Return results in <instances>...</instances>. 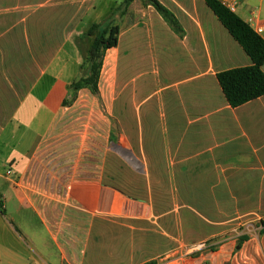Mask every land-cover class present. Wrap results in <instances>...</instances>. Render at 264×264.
<instances>
[{
  "label": "crops",
  "instance_id": "0c3cea01",
  "mask_svg": "<svg viewBox=\"0 0 264 264\" xmlns=\"http://www.w3.org/2000/svg\"><path fill=\"white\" fill-rule=\"evenodd\" d=\"M157 1L182 37L143 6L148 22L105 54L114 63L147 25L135 82L119 89L101 71L98 94L67 106V42L27 26L15 56L9 35L22 30L0 26V264H264V97L231 108L216 80L251 61L203 0ZM235 15L264 25V0H239ZM159 33L180 53L177 76H160ZM162 188L174 197L157 205ZM204 242L215 251L188 255Z\"/></svg>",
  "mask_w": 264,
  "mask_h": 264
},
{
  "label": "rangeland",
  "instance_id": "374dc122",
  "mask_svg": "<svg viewBox=\"0 0 264 264\" xmlns=\"http://www.w3.org/2000/svg\"><path fill=\"white\" fill-rule=\"evenodd\" d=\"M122 2L123 0H97L96 3L93 0H0V26L4 27L11 23L22 30L15 40L9 35L10 41L8 43L11 46V52L14 50L15 56L24 53V49L20 44L28 43L24 41V38L26 39L24 34L25 27L33 25L36 28L39 25H43L49 28V41L52 46L63 40L67 42V46L56 57V60L59 62L63 61L66 65L65 70L60 74L62 79H74L77 81L82 76V70L74 64L79 60L83 62L86 50L93 40V38H85L80 41L79 38L92 24L108 21L111 25L119 26V43L123 47L128 42L126 37H124V31L139 21H144L145 24L148 22L147 13L145 12L142 15L143 8H146L143 6L147 5L145 0H136L129 13L124 16H122V7H120ZM111 6L113 8L112 12L108 13ZM92 7L96 8V11H90ZM9 14H11V20ZM237 15L241 16L239 13ZM145 27V30L137 31L139 32L138 41L134 43L132 50L124 53L125 57L122 54L120 55V49L118 58L114 63H112L113 59L110 54L106 55L107 58L104 56L101 70L103 71L102 76L108 79L109 76L114 75L119 89L123 81L135 82L139 70L143 69L140 66L141 63H143V60L150 58L153 42L152 39L148 38L150 29H148L147 25ZM158 36L161 48L157 56L160 76H177L179 72L175 73V70L179 68L176 67V61L180 58V53L177 52L176 48L173 47L172 49L170 40L166 38L165 33H159ZM212 36L217 42L220 39L218 33H214ZM150 45L151 47H149ZM54 53L50 50V55ZM130 181L136 182V180ZM160 191L162 193L154 194V200L157 205L164 204L174 197L167 194L165 188Z\"/></svg>",
  "mask_w": 264,
  "mask_h": 264
},
{
  "label": "trees",
  "instance_id": "16d2710c",
  "mask_svg": "<svg viewBox=\"0 0 264 264\" xmlns=\"http://www.w3.org/2000/svg\"><path fill=\"white\" fill-rule=\"evenodd\" d=\"M132 1L123 0L120 6L122 7L121 13L126 11ZM145 1L174 34L182 37L183 31L174 15L168 9L157 0ZM203 1L251 61L249 67L234 68L216 74L217 83L226 102L231 108H237L264 97V72H262V67H264V39L255 34L246 23L235 14L226 10L216 0ZM119 33V26L111 25L108 21H105L99 24H92L80 36V41L85 38H93V40L83 57L81 65L82 76L69 86L71 97L63 102V106L72 104L75 101L76 93L82 89H87L93 95L98 94V83L104 56L108 50L117 47ZM260 226L264 228V222H261ZM215 249V247H211L212 251H215ZM149 264L154 263L151 262Z\"/></svg>",
  "mask_w": 264,
  "mask_h": 264
},
{
  "label": "built area",
  "instance_id": "2783aa9c",
  "mask_svg": "<svg viewBox=\"0 0 264 264\" xmlns=\"http://www.w3.org/2000/svg\"><path fill=\"white\" fill-rule=\"evenodd\" d=\"M221 6L232 14H236L239 0H216ZM250 29L257 35L264 33V25L258 23L254 18L250 17L246 23ZM1 209V206H0ZM214 247L211 242H204L191 246L187 249L188 255H193L197 251H207Z\"/></svg>",
  "mask_w": 264,
  "mask_h": 264
}]
</instances>
